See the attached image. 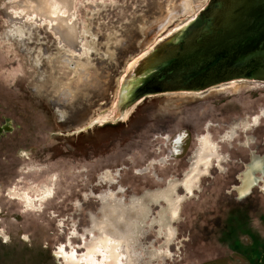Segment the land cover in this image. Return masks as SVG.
Listing matches in <instances>:
<instances>
[{
	"label": "rangeland",
	"instance_id": "374dc122",
	"mask_svg": "<svg viewBox=\"0 0 264 264\" xmlns=\"http://www.w3.org/2000/svg\"><path fill=\"white\" fill-rule=\"evenodd\" d=\"M206 1L0 0V264H66L55 251L68 244L85 250L87 229L102 218L101 194H110L109 204L131 207L133 197L146 201L167 191L170 179L184 197L170 221L174 238L166 245L164 227L153 221L159 211L169 215L168 203L145 202L132 245L140 264H257L264 190L253 186L239 198L232 188L251 152L264 153V116L221 143L228 160L199 174L191 195L178 181L190 169L191 135L202 134L205 124L217 140L239 120L264 115L263 82L152 96L127 118L97 121L112 111L129 62ZM84 106L88 126L72 133L62 121ZM104 225L113 240L98 237L99 253L118 258L120 233Z\"/></svg>",
	"mask_w": 264,
	"mask_h": 264
},
{
	"label": "water",
	"instance_id": "95a60500",
	"mask_svg": "<svg viewBox=\"0 0 264 264\" xmlns=\"http://www.w3.org/2000/svg\"><path fill=\"white\" fill-rule=\"evenodd\" d=\"M241 80L264 82V0H207L129 62L111 114L97 121L119 119L147 97ZM258 264H264V252Z\"/></svg>",
	"mask_w": 264,
	"mask_h": 264
},
{
	"label": "flooded vegetation",
	"instance_id": "af4514ba",
	"mask_svg": "<svg viewBox=\"0 0 264 264\" xmlns=\"http://www.w3.org/2000/svg\"><path fill=\"white\" fill-rule=\"evenodd\" d=\"M241 81L247 82V80H241ZM231 82H234V81H231ZM231 82L223 83V84L218 85V86L226 85V84H229ZM237 82H240V81H237ZM250 82H259V81H250ZM218 86H216V87H218ZM208 90L209 89L204 90V91L199 92V93H185V92H183V93H178V94H184L187 96H189V95L191 96V95H196V94H202ZM85 110H87V106H84V108L79 107V111H77V110L75 112L72 111V115L70 117L66 118L65 120H63L62 124L64 126H68L70 124L72 127H74V129L72 130L73 131L72 133L82 130V128H85L86 126H88V125L84 126L86 124L88 118L86 116L82 117V113ZM111 112L112 111H109L107 114H111ZM128 115H130V113L127 115L124 114V115L120 116L119 119L123 118V116H124V118H127ZM261 116L263 117L264 115L262 114V115L255 116L252 118L250 117L249 119L243 118L242 120H239L238 122L235 123L236 125H238V127H235V125L232 124L231 128L228 129L227 132H225V131L222 132L219 135V137L216 138L217 140L210 139L211 137L209 136V133H207V130H206V129H209V127H210L209 124L204 125V127H203L204 132L202 134L191 135V137L193 138L192 140H193L194 146H193L192 150L190 151V153L188 154L189 155L188 156L189 157L188 162L190 164V169L188 170V172H185L183 179L181 181H178V182L181 183L182 185L185 184L186 186L191 184L189 186V188H191V190H193V187H195L197 185L195 180H197L200 177L199 174H204L207 171H209V168L211 166H213V167L214 166H220L221 163H225L228 160L227 156H225V154H223L221 151L222 150L221 143L222 142L225 143V141H227V140L232 141L233 137L237 134V130L242 128V127L245 130H249L252 127L257 126L258 122L260 124ZM240 122H242V123H240ZM7 127H9V126H7ZM181 139H182L181 136L177 137L174 140V143H178L179 141H181ZM263 144H264V138H263ZM158 149H159V151L161 150L160 147ZM213 151H215V152H213ZM251 153H252V155H251L252 159L250 157L248 162L243 163L242 170H240L238 172L239 175H241L242 173H243V175H245V173H247V174H258V173L264 172V156H262V155H264V153L262 155H254L253 154L254 151H252ZM259 156H261V157H259ZM162 161H163L162 158H158V161L155 160V161H152V163H157V162H162ZM212 162H213V165H211ZM220 168H222V167H220ZM196 170H197V176L196 177L193 176V177L189 178V180H188L187 179L188 176L190 177V174ZM222 171H225V169L223 168ZM174 181L175 180H173V179H170L168 181L167 187L165 188L167 191H162L159 193H153V194L147 195V197H145V198H147L146 201H144V199H143L144 196L133 197L130 200L131 207H128L125 205H117L116 203H110L108 205V204H105V202H103L104 205L101 209L102 218L107 217V220L109 222H111L113 224V227L115 226L116 229L119 230V232L125 231L128 228L133 229V226H135V223H139L143 220V217H144L143 214L145 212H144V210L141 209V207L146 206L145 202L164 200V198H168L171 195L170 193L175 189L176 183ZM160 194L162 195V197H160ZM107 195H110V194L108 193ZM100 199H101V195H100ZM165 201L167 202V200H165ZM109 210H111V212H109V214H111L110 216H108V213H107V211H109ZM163 212L164 211H162L161 213H163Z\"/></svg>",
	"mask_w": 264,
	"mask_h": 264
},
{
	"label": "crops",
	"instance_id": "0c3cea01",
	"mask_svg": "<svg viewBox=\"0 0 264 264\" xmlns=\"http://www.w3.org/2000/svg\"><path fill=\"white\" fill-rule=\"evenodd\" d=\"M242 175H243V173L236 177V180H237L238 184L234 185L233 188H232V190L235 191V194L237 195V197L242 198V197L246 196L247 194H249V192H250V190H251V188L253 186L259 187V185H260L261 188L264 190V172L263 173H258L257 175L256 174H254V175L253 174H249L250 176L252 175L251 177H249V178H251V182H252L251 183V188L246 194H241V192H240V185H241L240 182L242 183L243 178H244ZM182 186L185 189L184 190L185 191V195L186 196H187V194L191 195L192 190H191V192L187 190L189 188V186H184V185H182ZM170 194H171L170 198H172L173 194L176 195V196H175V198L173 200H171L170 198H169V200H167V203L170 206L169 209H168V214L169 215L166 214L167 211H166V213L165 212L161 213V211H159L158 218L153 219V221H156L158 223V225H160L161 227H164L165 231H164L163 235L165 236V244L166 245L168 244V242L172 241L173 238H174L175 232H174V228L171 225L170 221L178 218V213H179V208H180L179 204H180L181 200L184 198L183 196H180L177 192H175V189ZM106 196H107L106 194H101V198H104L105 204H109V203L106 202ZM141 209L144 210L143 206L141 207ZM147 209H148V207H147ZM145 214L146 213H144L143 215L145 216ZM166 215H167V217H166ZM106 223H109V225L111 227H113V224L107 220V217L105 218V220H103V218H101V219H99V221H96V222L93 219L92 228L95 227V228L98 229V235H95V234L92 233V231H93L92 228L91 229H87L88 232L91 233V238L88 239V241H84L83 244L85 246V250H83L81 253L77 252V250L70 244H68V246L70 247L69 249H64V246L60 245L57 250H59V248L62 247L63 248V253L67 257H69L71 252H73V255H75V258H78V259H80L82 261V262H80V260H79V262L75 263V264H91V263H89L87 261H83V257L89 256V253L90 254L93 253L92 255L96 259V262H98L97 264H101L102 258H105L103 264H114V263L115 264H140L138 258L139 259H141V258L138 257L137 252L132 249V245L135 244V242H136V240H134L133 237H134V235L139 234V232H140V230H139L140 222L139 223H135L136 226L138 227V229H135V230L127 229V230L122 231V232H117V234L120 233L117 236L119 238L117 241L121 242V244H122V250H120L121 254L119 255L118 258H114L113 255L111 253L109 254L108 252L99 253V252L103 251L102 247H101L102 245H101V243L99 242V239H98L99 232H100L99 231V227L102 226V224H106ZM162 229L163 228H161V230ZM110 234L112 236L111 231H110ZM114 235H116V234L114 233ZM109 239L113 240V238L110 237V236H109ZM95 248L96 249L98 248V249L96 250ZM56 251H55V256L59 260L61 259V262H65L66 264H68L64 260L63 255H58L56 253ZM159 252L160 251H158V253ZM202 264H220V262L219 261H212V262H205V263H202Z\"/></svg>",
	"mask_w": 264,
	"mask_h": 264
},
{
	"label": "bare ground",
	"instance_id": "6f19581e",
	"mask_svg": "<svg viewBox=\"0 0 264 264\" xmlns=\"http://www.w3.org/2000/svg\"><path fill=\"white\" fill-rule=\"evenodd\" d=\"M186 6H188V5H186ZM202 7V6H201ZM188 11L189 10V8H185V11ZM205 138V137H204ZM213 152H215V151H213ZM252 158V157H251ZM257 158V157H256ZM254 159V158H253ZM262 164V163H261ZM262 169V168H261ZM254 175V174H253ZM252 176V175H251ZM249 174H247V173H245V175L243 176L244 178H243V181H242V183H241V185H240V192H241V194H246L249 190H250V188H251V178H249V177H251ZM191 184H189L188 186H190ZM184 186H186L185 184H184ZM188 191H190L191 192V189L190 188H188L187 189ZM107 195V194H106ZM160 197H162V195L160 194ZM169 198H170V196L168 197V198H164V200H169ZM103 199V198H102ZM144 208V212L146 213L147 212V207L146 206H144L143 207ZM103 220H105V217H103ZM141 223V222H140ZM114 228V231H115V229H116V227L114 226L113 227ZM135 229H138V227L136 226V224H135V226H133V230H135ZM99 236L98 237H100V236H102V235H104V236H106V237H108L109 238V230H107L106 228H105V225L103 224L102 226H100L99 227ZM117 232H119V230H117ZM119 242V241H118ZM96 249V248H95ZM98 249V248H97ZM96 249V250H97ZM56 253L58 254V255H63V257H64V260L68 263V264H75V263H78L79 262V260L80 259H78V258H75V255H73V252H71V254L69 255V257H67L64 253H63V248L62 247H60L59 248V250H57L56 251ZM160 253V252H159ZM93 253H89V256H85V257H83V261H87V262H89V263H91V264H97L98 262H96V259L93 257V255H92ZM95 256V255H94ZM96 257V256H95ZM80 262H82L81 260H80Z\"/></svg>",
	"mask_w": 264,
	"mask_h": 264
},
{
	"label": "trees",
	"instance_id": "16d2710c",
	"mask_svg": "<svg viewBox=\"0 0 264 264\" xmlns=\"http://www.w3.org/2000/svg\"><path fill=\"white\" fill-rule=\"evenodd\" d=\"M263 252H264V250H263ZM263 252H262V253H263ZM262 253H261V254H262ZM259 259H260V257H259ZM259 259L257 260V264L259 263Z\"/></svg>",
	"mask_w": 264,
	"mask_h": 264
}]
</instances>
